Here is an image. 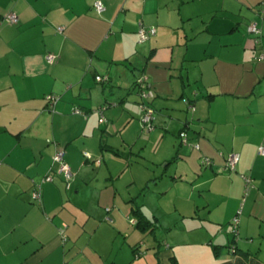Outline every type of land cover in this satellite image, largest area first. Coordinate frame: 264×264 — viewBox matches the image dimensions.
<instances>
[{
  "label": "crops",
  "instance_id": "1",
  "mask_svg": "<svg viewBox=\"0 0 264 264\" xmlns=\"http://www.w3.org/2000/svg\"><path fill=\"white\" fill-rule=\"evenodd\" d=\"M96 1L0 0V264H264V0Z\"/></svg>",
  "mask_w": 264,
  "mask_h": 264
},
{
  "label": "built area",
  "instance_id": "2",
  "mask_svg": "<svg viewBox=\"0 0 264 264\" xmlns=\"http://www.w3.org/2000/svg\"><path fill=\"white\" fill-rule=\"evenodd\" d=\"M94 8L98 14H102L106 10L105 6L101 0H97L94 3ZM259 13H260L261 18L264 19V3L262 4V6L260 8ZM4 21L8 24L15 25V24H18L19 19L16 15L9 14L8 16H6V18H4ZM247 30H248L249 34L256 36V43L259 42L260 37L262 35V30L260 29L258 24L253 23V24L249 25ZM58 31L62 32L63 29L59 28ZM138 34H139L140 42H146L151 37L156 35V29L155 28L146 29L145 27L141 26L139 31H138ZM56 59H57V57L54 55H49L47 57V61L51 65L55 63ZM261 59H264V56H262ZM97 81H99V82L108 81V77H103V78L97 77ZM136 88L138 89L139 95L141 97L140 108H141L142 113H143L142 125H143V128L145 129L146 132H150L154 129L153 121H154L155 110L152 107V101L155 99L156 93H155L154 89L152 88V86L150 85V83L148 81V77H146V76H140L137 79ZM46 100H47L48 105L51 108V111L54 112L55 106L58 103V101L60 100V97L57 95H48L46 97ZM76 113L81 114V111L76 110ZM182 143L187 144L188 138L184 137L182 139ZM196 148H199V146H196ZM258 152H259V155L264 156V145L259 147ZM86 158L90 159L91 156L89 154H86ZM240 160H241V155L239 153H233V154L229 155V157L226 160L225 169L227 171H230V172H236L237 166L240 163ZM54 162L59 165L58 170L56 172H53V173L49 174L48 176H46L43 179V181L51 183L54 181L55 175H61L64 177V179L66 181L67 188L69 189L71 186V181L74 178V173H73L70 165L65 160V152L64 151L57 152L55 157H54ZM203 163L206 166H210V165H212V160H211V158H205ZM252 182H253L252 178H250V177L246 178L247 191L249 190V187L252 185ZM33 198L35 201H38V203L42 202L41 185H37V187L33 193ZM238 223H239V218L236 217L234 219V222H233V225L235 227L234 228L235 238H238V230H237ZM60 236L62 238L63 243H66L68 241V236L66 234L65 229H63L60 232ZM232 251L233 252L235 251L234 246L232 247Z\"/></svg>",
  "mask_w": 264,
  "mask_h": 264
},
{
  "label": "trees",
  "instance_id": "3",
  "mask_svg": "<svg viewBox=\"0 0 264 264\" xmlns=\"http://www.w3.org/2000/svg\"><path fill=\"white\" fill-rule=\"evenodd\" d=\"M98 77H101V76H98ZM101 78H103V77H101ZM108 82H109V78H108V81H104V82H100V83H108ZM136 215L139 218L138 223H139L140 228H142L144 231L150 230L152 225H153L152 222L147 220V218L142 213H140V211L136 212Z\"/></svg>",
  "mask_w": 264,
  "mask_h": 264
},
{
  "label": "rangeland",
  "instance_id": "4",
  "mask_svg": "<svg viewBox=\"0 0 264 264\" xmlns=\"http://www.w3.org/2000/svg\"><path fill=\"white\" fill-rule=\"evenodd\" d=\"M254 36V35H253ZM256 37V36H255ZM153 125H154V121H153Z\"/></svg>",
  "mask_w": 264,
  "mask_h": 264
}]
</instances>
